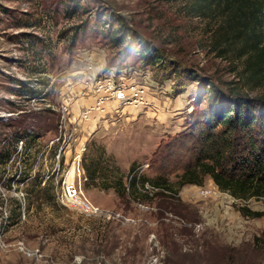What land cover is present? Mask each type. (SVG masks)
<instances>
[{
    "label": "rangeland",
    "instance_id": "rangeland-1",
    "mask_svg": "<svg viewBox=\"0 0 264 264\" xmlns=\"http://www.w3.org/2000/svg\"><path fill=\"white\" fill-rule=\"evenodd\" d=\"M222 20L190 0H0V264H264V216L240 211L264 195L234 197L202 173L180 185L184 151L149 166L206 108L207 83L263 94L240 42L216 43ZM121 82L143 99L115 100ZM77 153L93 212L57 194Z\"/></svg>",
    "mask_w": 264,
    "mask_h": 264
},
{
    "label": "trees",
    "instance_id": "trees-1",
    "mask_svg": "<svg viewBox=\"0 0 264 264\" xmlns=\"http://www.w3.org/2000/svg\"><path fill=\"white\" fill-rule=\"evenodd\" d=\"M190 1L200 13L215 11L221 16L216 43L227 46L240 42L239 53L245 56L242 69L245 81L264 86V0ZM127 32L121 26L113 39L116 35L125 39ZM130 35L133 39V32ZM139 50L140 56L156 63L158 54L152 52L148 43ZM207 84V89L203 87V96L208 101L206 108L196 115L191 112L188 124L182 123L186 128L169 136L167 142L160 140L149 166L163 163L170 151H184L190 157L182 174L186 180L180 181V185L201 184L196 177L202 173L209 174L219 189L229 191L234 197L264 195V92L254 97L228 95L213 83ZM164 147L168 150L163 155ZM139 179L144 180L143 176L130 177L129 189L134 191ZM240 211L243 215L264 216V209L252 211L243 206Z\"/></svg>",
    "mask_w": 264,
    "mask_h": 264
},
{
    "label": "built area",
    "instance_id": "built-area-1",
    "mask_svg": "<svg viewBox=\"0 0 264 264\" xmlns=\"http://www.w3.org/2000/svg\"><path fill=\"white\" fill-rule=\"evenodd\" d=\"M115 82H117V81L115 80ZM105 86H106V84L101 83V85L99 86L100 88H98L97 91L98 92L103 91ZM97 87H96V89H97ZM110 90H111L115 100H117L119 102L121 101L124 104H127L130 102V101H126V100H132V102H136L137 99H143V95L145 94V90L142 87L140 88V87H135L132 85H126L122 82L117 84V85L112 86V88H110ZM97 97L98 96H96V99H97ZM100 103H101V101H100ZM100 103L97 104L98 108H100L99 107ZM60 126H62V123H60L59 127ZM25 134H27V133H25ZM63 136L64 135H62L61 131H59L58 134H56V136H55V140H57V141L62 140ZM65 136H67V135H65ZM18 143L19 144H17V146H16L17 150L15 151L17 153L20 152L23 140L19 139ZM59 155H60V153L57 154V157H59ZM79 162H80V157H79V154L77 153V155L73 159V161H72V163L68 169V171L73 169V171H74L73 175L67 176V174H66V178H63L60 182L61 186H60V189L57 192V194H58L59 199L62 203L65 204V201H67V202H70L73 204H77L85 212H93V211H96V208L91 204V202L88 200V198L84 195V193L82 191V184L84 182L85 177L83 176V174H84V173H82L83 169L79 166Z\"/></svg>",
    "mask_w": 264,
    "mask_h": 264
},
{
    "label": "bare ground",
    "instance_id": "bare-ground-1",
    "mask_svg": "<svg viewBox=\"0 0 264 264\" xmlns=\"http://www.w3.org/2000/svg\"><path fill=\"white\" fill-rule=\"evenodd\" d=\"M70 171H71V173H73V170L72 169Z\"/></svg>",
    "mask_w": 264,
    "mask_h": 264
}]
</instances>
